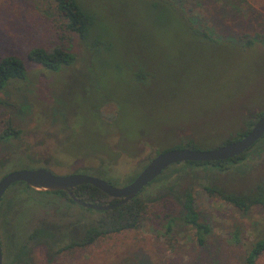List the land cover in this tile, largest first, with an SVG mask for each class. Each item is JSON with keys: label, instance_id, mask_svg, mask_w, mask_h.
<instances>
[{"label": "rangeland", "instance_id": "374dc122", "mask_svg": "<svg viewBox=\"0 0 264 264\" xmlns=\"http://www.w3.org/2000/svg\"><path fill=\"white\" fill-rule=\"evenodd\" d=\"M76 1L94 20L87 43L65 29L55 0H0V58L16 56L27 69L25 80L0 92V134L9 124L20 132L0 141L1 175L41 163L55 175L105 179L102 172L111 171L113 185L123 187L155 152L187 140L216 147L263 113L264 44L226 39L264 36V0ZM55 47L70 50L74 64L51 72L26 60L32 48ZM259 141L245 155L247 164L260 163L256 169L206 181L234 192L252 188L264 175V153L251 158ZM21 186L7 189L0 205L5 264L45 218L37 207L18 206L7 231L5 206ZM189 188L210 228L205 245L178 220L174 195L155 191L139 228L62 251V264H244L250 245L264 237V209L244 213L198 182ZM73 207L56 211L60 232L72 225V210H81ZM30 249L36 264L48 256L42 243ZM255 264H264V254Z\"/></svg>", "mask_w": 264, "mask_h": 264}, {"label": "trees", "instance_id": "16d2710c", "mask_svg": "<svg viewBox=\"0 0 264 264\" xmlns=\"http://www.w3.org/2000/svg\"><path fill=\"white\" fill-rule=\"evenodd\" d=\"M55 2L57 4L56 6L59 15L66 22L65 29L68 32L76 34L82 42H89L91 31L93 29V18L83 11L76 0H55ZM194 32L196 34H201L200 37L203 39L212 41V38L206 33H198L195 30ZM256 37L257 38L253 39L247 35H240L235 38L229 37L226 41L231 40L238 44L244 42L246 46H250L256 41V39H258L264 44V36L259 35ZM222 38L223 36L217 37L218 40H222ZM98 44L99 42H97V45ZM26 60L35 65H39L48 71L58 72L64 67L73 65L75 62V55L64 47H55L48 51L43 48H32L28 51ZM26 73V64L22 59L12 55L0 58V92H2L12 81L25 80ZM0 104H3L1 99ZM263 114L264 111L259 117ZM251 126V123L246 124V130L243 129L241 132L235 133L231 138L225 139V142L220 145L208 149L221 147L241 139L249 132ZM19 134L20 132L13 129L9 124L0 134V141L6 142L9 139L17 138ZM176 149L208 150L201 149L198 142L187 140L179 142L171 149L157 151L155 152V155ZM246 153L247 151L239 157L228 159L226 161L185 162L173 165L145 187L135 198L124 205L109 211L98 212L78 206L65 192L50 193L37 191L28 188L23 183H20L22 186L19 188V191H21L26 198L30 196V193L50 194L55 199L65 200L68 205L72 204V208L75 206L82 210L78 209L79 212H76V214L72 216V236L69 237L70 243L62 247L60 251L69 248H72V250L83 249L100 239L139 228L148 208L147 199L152 197L155 191H158V193L165 192L174 195L180 206L178 220L184 226H188L195 231L196 243L203 246L206 243L207 236L210 234V228L199 220V215L193 204V195L189 188L190 181L198 182L207 192L211 194L216 193L223 201L244 213L248 212L249 209L254 206H261L264 209V175L263 178H260V181L256 182L252 188L244 189L240 192L229 191L224 189L225 187H223L222 184L215 185L210 181H206L209 175L212 177L217 175L229 176L231 173H235L243 176L256 169L260 163L247 164ZM263 153L264 136L260 139L255 152L253 153L254 157L251 158H259ZM102 173L104 174L101 175L105 178L103 180L109 184L113 185L114 182H118L117 179L110 175L111 171ZM200 173H203V176L200 177ZM136 176L137 175L132 178H126L130 180L125 185L132 182ZM205 176L207 178H204ZM72 193L74 197L90 204L114 205L119 202L118 199L111 198L88 184L75 187L72 190ZM171 226L172 222L169 221L166 225L168 231ZM263 254L264 237L256 240L250 245L245 254L244 264H255L257 259Z\"/></svg>", "mask_w": 264, "mask_h": 264}, {"label": "water", "instance_id": "95a60500", "mask_svg": "<svg viewBox=\"0 0 264 264\" xmlns=\"http://www.w3.org/2000/svg\"><path fill=\"white\" fill-rule=\"evenodd\" d=\"M263 136L264 114L257 119L244 137L227 145L208 150L176 149L155 155L134 180L123 187H115L101 178L85 174L55 175L45 168L13 171L0 179V199L10 186L24 183L33 190L64 191L78 206L89 210L109 211L135 198L145 187L173 165L185 162H218L233 159L252 148ZM84 184L97 188L107 196L118 199L119 202L114 205H97L81 201L74 197L72 190ZM0 264H3L1 244Z\"/></svg>", "mask_w": 264, "mask_h": 264}, {"label": "flooded vegetation", "instance_id": "af4514ba", "mask_svg": "<svg viewBox=\"0 0 264 264\" xmlns=\"http://www.w3.org/2000/svg\"><path fill=\"white\" fill-rule=\"evenodd\" d=\"M258 117L254 118L250 122L248 121V123H251V125L253 126L254 123L257 121ZM244 129L246 130V126ZM38 168H45V167H43L40 163ZM45 169L48 170L47 168ZM74 174H77V173H74ZM5 175L6 174L0 175V179ZM61 176H66V175H61ZM12 186H15V184H13ZM19 188L20 187H15L13 189L14 191L13 190L11 191L12 196L10 200L7 202V205L5 206V209H6L5 217L8 219L7 221L8 227L7 226L5 227L7 228V231L12 230V226H11L12 221H13L12 219L15 218L16 215L19 213V212L17 213L18 210H15V215L14 214L10 215V212L13 208L19 209L18 206L21 207V206H26L27 204H29L31 207L32 206L37 207L38 209H41L43 212H45L44 214L45 218L42 219L40 223L36 225V227H31L28 229L30 233L25 238L24 242H21L20 245H17V247L15 248V251L12 253V256L9 261L10 264H36V262L32 259L31 257L32 253L30 252L31 250L30 245L34 243L44 244V246L46 247L47 254H48L46 258H43V260L38 261L37 264H62V261L59 258V256L61 255V252L62 251H65V253L72 252V248L60 251L62 247L70 243L69 237L72 236L71 234L72 225L70 227H67L64 231L60 232L57 226H63L65 224L61 223L62 220L57 217L56 211H59V210L69 211L71 209L70 205L72 204L68 205V203L65 200L55 199L50 194H45V193L40 194V193H30L29 192L30 196L26 198L25 195L22 194L21 191H19ZM37 191L48 192V191H43V190H37ZM5 192L0 199V205L3 202V199L5 198L6 194L10 191L6 193ZM58 192H64V191H58ZM75 214L76 212L72 210V216ZM0 244H1V241H0ZM1 249H2V245H1ZM2 257H3V264H5V257H4L3 252H2Z\"/></svg>", "mask_w": 264, "mask_h": 264}]
</instances>
